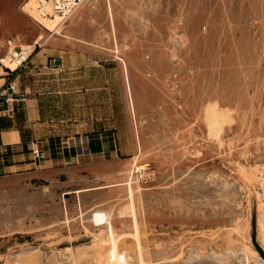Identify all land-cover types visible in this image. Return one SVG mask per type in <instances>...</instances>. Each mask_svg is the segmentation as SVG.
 Here are the masks:
<instances>
[{"label":"rangeland","instance_id":"obj_1","mask_svg":"<svg viewBox=\"0 0 264 264\" xmlns=\"http://www.w3.org/2000/svg\"><path fill=\"white\" fill-rule=\"evenodd\" d=\"M34 7L0 0V59L33 46L25 135L87 164L0 172V264H264V0Z\"/></svg>","mask_w":264,"mask_h":264},{"label":"crops","instance_id":"obj_2","mask_svg":"<svg viewBox=\"0 0 264 264\" xmlns=\"http://www.w3.org/2000/svg\"><path fill=\"white\" fill-rule=\"evenodd\" d=\"M17 70L0 66V94L11 95L5 110L0 112V172L17 171L24 177L47 181L84 167L85 146L80 153L78 148H69L64 143L35 138L29 130L25 135L30 128L28 123L42 122V114L37 98L20 94L15 83ZM34 146L44 151L43 160H34L31 153Z\"/></svg>","mask_w":264,"mask_h":264},{"label":"bare ground","instance_id":"obj_3","mask_svg":"<svg viewBox=\"0 0 264 264\" xmlns=\"http://www.w3.org/2000/svg\"><path fill=\"white\" fill-rule=\"evenodd\" d=\"M86 1V0H85ZM31 2V1H30ZM35 3H37L38 7H34V11L39 12H45L48 10H52V6L49 2H44L43 4L39 1V0H35ZM53 11V10H52ZM56 13V12H55ZM57 15H53L52 17H47V18H43L42 16H39V19L41 22H43L44 24H48V23H52L54 25H56V28H58V26L61 25V23H63L64 18H62V16H59V13H56ZM55 17V18H53ZM22 48V47H21ZM33 46L28 45V46H24V51L18 52L15 47L14 44L11 43L9 46V50L8 53H6V55L4 57H1L0 61L3 64V66L8 67V68H12V69H16L17 66L26 59L27 55L30 54V52L32 51ZM78 258V257H77ZM75 258V259H77ZM81 256H80V260H81ZM79 262V261H77Z\"/></svg>","mask_w":264,"mask_h":264},{"label":"built area","instance_id":"obj_4","mask_svg":"<svg viewBox=\"0 0 264 264\" xmlns=\"http://www.w3.org/2000/svg\"><path fill=\"white\" fill-rule=\"evenodd\" d=\"M42 4L49 2L52 6V10L55 13L64 14L76 6L82 4L85 0H39ZM11 95L8 93L0 94V112L5 110V105L9 103ZM34 160L40 161L45 158L44 151L38 146H34L31 149Z\"/></svg>","mask_w":264,"mask_h":264},{"label":"trees","instance_id":"obj_5","mask_svg":"<svg viewBox=\"0 0 264 264\" xmlns=\"http://www.w3.org/2000/svg\"><path fill=\"white\" fill-rule=\"evenodd\" d=\"M89 147L91 148L92 152H94V153H97V152L101 151V145L100 144L95 146L94 143L91 142L89 144Z\"/></svg>","mask_w":264,"mask_h":264},{"label":"water","instance_id":"obj_6","mask_svg":"<svg viewBox=\"0 0 264 264\" xmlns=\"http://www.w3.org/2000/svg\"><path fill=\"white\" fill-rule=\"evenodd\" d=\"M10 92H12L11 89H10ZM263 256H264V252H263Z\"/></svg>","mask_w":264,"mask_h":264}]
</instances>
